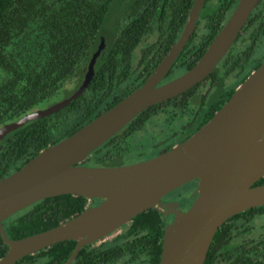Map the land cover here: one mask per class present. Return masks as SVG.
I'll return each instance as SVG.
<instances>
[{
	"label": "trees",
	"instance_id": "obj_1",
	"mask_svg": "<svg viewBox=\"0 0 264 264\" xmlns=\"http://www.w3.org/2000/svg\"><path fill=\"white\" fill-rule=\"evenodd\" d=\"M193 3L194 0H0V129L49 108L42 106L64 90L71 91V97L84 82L90 62L102 39L105 40V49L94 66L93 79L79 98L48 117L27 123L0 141V180L131 94L130 55L160 27L158 16L162 8L164 12L179 15L177 26L170 18L166 27L181 30ZM237 3L238 0L221 3L211 13L202 14L207 19V48ZM115 5L117 10H125L112 36L107 31L108 18ZM237 48L235 42L229 54L235 57L236 65L232 67L225 62L210 76L212 80L205 98L211 100V107L223 94L224 101L217 109L222 107L262 64L246 67L250 47ZM150 63L149 73L155 65L154 60ZM233 77L235 86L229 91L227 81ZM194 101L190 90L144 111L94 151L83 165L91 162L96 167L113 168L127 164L125 160L129 164L139 163L157 156L159 143L161 147L168 145V151L184 142L191 133L174 140L177 127L172 120L195 109ZM154 116L157 118L152 121ZM162 117L171 127L160 132L152 125ZM212 117L213 113L199 127ZM142 135L147 138L146 145L140 140ZM257 185H264V178ZM87 205L88 200L82 197L49 198L10 217L3 222V228L10 240H20L57 227L82 213ZM263 214L264 207H260L229 219L216 233L204 264H264V233H257V220ZM167 223L158 210H147L110 240L83 247L72 264H159ZM76 246L74 241L58 243L17 264H65ZM8 249L0 235V259Z\"/></svg>",
	"mask_w": 264,
	"mask_h": 264
},
{
	"label": "water",
	"instance_id": "obj_2",
	"mask_svg": "<svg viewBox=\"0 0 264 264\" xmlns=\"http://www.w3.org/2000/svg\"><path fill=\"white\" fill-rule=\"evenodd\" d=\"M205 0H196L183 33L168 56L139 89L70 137L42 150L18 171L0 180V235L8 246L0 264H17L28 256L65 241L79 251L120 233L150 209L172 215L163 231L159 264H204L212 241L229 219L264 207V62L240 84L231 98L200 130L147 161L121 167H88L89 156L151 107L177 98L208 78L231 49L259 0H239L234 12L196 65L181 77L159 85L194 31ZM94 54L79 89L68 99L24 116L0 129V141L29 122L68 106L90 85L97 58ZM196 181L197 198L182 211L178 202L162 199ZM71 195L101 200L48 231L10 240L3 222L33 204Z\"/></svg>",
	"mask_w": 264,
	"mask_h": 264
},
{
	"label": "flooded vegetation",
	"instance_id": "obj_3",
	"mask_svg": "<svg viewBox=\"0 0 264 264\" xmlns=\"http://www.w3.org/2000/svg\"><path fill=\"white\" fill-rule=\"evenodd\" d=\"M195 1L196 0H194L193 7L195 4ZM234 1L235 0H205L204 1L202 10H201L200 15L197 19L193 33L188 38L187 42L183 46L179 55L177 56L174 63L170 67V70L168 71L167 75L163 78V80L160 82L159 85H164L166 83H169V82L181 77L185 73H187L197 63V61L201 58V56L205 52V49H207L206 43H207L208 37H209L207 27H206L207 19L202 17V14L205 12L211 13V11H213L216 7L221 5V3H234ZM238 3H239V0H238ZM238 3H237V5H238ZM193 7H192V9H193ZM171 8H172V6H171ZM192 9L189 11V16H190ZM162 10H163L162 13L158 16L159 22L161 23L160 27L158 29L154 30L153 34L148 37V39L143 43V45L138 50L136 49L134 51L133 55H130V78H129V80L127 79L128 82L132 85L131 88L129 87L130 92H133V91L139 89L153 75V73L158 68V66L168 56V54L170 53V51L172 50L174 45L177 44V42L179 41V39L183 33L185 26H186V23H187L189 16H188L186 23L184 24V26L181 30L178 28L166 27L169 24L168 19H170V18H172V22H173L172 24H176V26H177L179 15H177L176 13L164 12V10H165L164 7L162 8ZM175 19H176V21H175ZM235 42H236V46L239 47L237 49H241V48L248 49V47H250V50H249L250 58L249 57L247 58L248 61H247L246 67L250 68V67H253L254 65H256L257 63H263L264 62V51H263L262 55H258V53H257V51L262 46L264 49V0H259V2L255 6V8H254V10L250 16L248 22L243 27L241 33L236 38ZM234 43H233L231 49L229 50V52L226 54V56L223 58L221 63L218 65V67L223 66L225 64V62H229V64L232 67L236 65L235 57L232 55H229L232 48L234 47ZM240 53H241L240 59H242L243 58L242 52H240ZM151 60H154L153 64H155V65L152 66L154 68V70L151 73H149V69L151 68V63H150ZM210 76L208 78H206L204 81H202L199 85H197L191 89V100L192 101L195 100L194 104H197V107L195 109L191 108V111L187 115H182L181 118H178L177 120H175V119L172 120L173 123L175 122L173 125L175 127H177V129H176L177 132L175 133L174 140L184 138L190 133H191V136L194 135L198 130H200L207 123L206 122L204 125L199 127V124H201L205 118L209 117L212 113H213V117H214L215 114L223 107L222 106L219 109H217V107H218L217 105H219V103L221 101H224L225 95L220 94L216 98V100H214L215 103H214L213 107H211L209 105L211 100L205 98L207 91L209 90V87L211 84L210 81L212 80V78H210ZM235 81L236 80L234 77H233V79H229L227 81V88H228V86H229V88H232L229 84H231L232 82H235ZM136 85H137V87L134 88V86H136ZM225 103H226V100H225ZM156 118L157 117H155L154 120H152V121H155ZM212 118H210L208 121H210ZM166 124H168L171 127L170 122H167V121L165 122L164 117H162L160 119V122H157L156 125H152V126L157 127L161 132V131L165 130ZM197 128H198V130H196ZM191 136H189L188 138H190ZM179 144H181V143H179ZM175 145H177V144H175ZM161 146H160V143L158 145H156V147H160L158 149L157 156L164 153V152H167L166 148L168 145L163 146V147H161ZM146 154H145V156H146ZM147 160H149V159H147ZM147 160H144V161H147ZM144 161H141V162H144ZM141 162H139V163H141ZM134 164H137V163H134ZM129 165H133V164H129ZM191 185L194 186V189L191 191V195L187 196L186 199L173 198L172 195H174V193H176V191H175V192L165 196L162 199V203L168 204V203L178 202L180 204L179 207L182 211L189 209L191 207V205L193 204L194 200L197 198L196 190L198 188V183L196 181H194V182H191ZM100 203H101V201H99L98 203L97 202L95 203L94 201H92L89 205H87V207L98 206ZM159 212L162 214L161 211H159ZM164 218H165V220H167V222H168L167 224H170L172 222L173 216L172 215L164 216ZM120 233H121V231H120ZM120 233H118V234H120ZM118 234H116V235H118ZM116 235L110 236L109 238H107L103 242L110 240L111 238L115 237ZM103 242H101V243H103ZM96 244H100V243H96Z\"/></svg>",
	"mask_w": 264,
	"mask_h": 264
},
{
	"label": "rangeland",
	"instance_id": "obj_4",
	"mask_svg": "<svg viewBox=\"0 0 264 264\" xmlns=\"http://www.w3.org/2000/svg\"><path fill=\"white\" fill-rule=\"evenodd\" d=\"M125 10V9H124ZM119 11L116 9V5L114 6V8L111 10V13L109 14V23H108V33L109 35H112L113 36V32L115 30V26H116V23H118V19L120 18L122 12L124 11ZM110 40V39H109ZM264 49H263V46L257 51L258 55H262ZM231 87L234 85L235 86V83L232 82L231 84H229ZM233 86V87H234ZM232 88H229L228 86V90L230 91ZM71 95V91H67V90H64L63 92H61L60 94H58L57 96H55L54 98H52L49 103L47 104H44L42 107L43 108H46V107H50L54 104H57L58 102H62L64 101L66 98H68L69 96ZM41 107V108H42ZM165 127H168L170 128V126L168 124L165 125ZM170 131L172 132L173 130L170 129ZM140 140L142 141L143 145H146V141H147V138L145 137V135H142L140 137ZM125 163L129 164L130 161H127L125 160L124 161ZM129 162V163H128ZM127 164H125V166H127ZM87 166L88 167H96L93 163H87ZM124 166V165H123ZM119 167V166H118ZM121 167V166H120ZM194 189V186L190 184H187L185 185L184 187L178 189L176 191V193H174L173 198H177V199H180V198H183V199H186L187 196H190L191 195V191ZM257 225L259 226V232H257L259 235L260 234H263L264 233V214L261 215V217L258 218L257 220Z\"/></svg>",
	"mask_w": 264,
	"mask_h": 264
}]
</instances>
